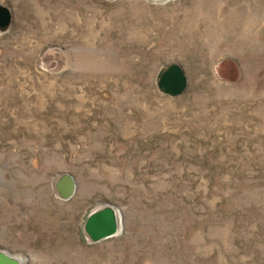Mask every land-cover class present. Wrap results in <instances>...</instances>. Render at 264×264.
Here are the masks:
<instances>
[{"label": "rangeland", "instance_id": "374dc122", "mask_svg": "<svg viewBox=\"0 0 264 264\" xmlns=\"http://www.w3.org/2000/svg\"><path fill=\"white\" fill-rule=\"evenodd\" d=\"M0 4V249L22 264H264V0ZM170 62L189 79L176 97L156 86ZM106 206L123 229L93 242L86 218Z\"/></svg>", "mask_w": 264, "mask_h": 264}, {"label": "water", "instance_id": "95a60500", "mask_svg": "<svg viewBox=\"0 0 264 264\" xmlns=\"http://www.w3.org/2000/svg\"><path fill=\"white\" fill-rule=\"evenodd\" d=\"M11 22V9L0 4V30L9 27ZM188 82V75L183 67L177 62H170L159 71L156 86L161 93L176 97L184 93ZM76 188L75 178L69 173H63L56 183L57 192L65 200L74 196ZM84 228L90 239L97 242L119 234L123 229L122 217L115 208L106 206L90 213ZM0 264H22V260L0 249Z\"/></svg>", "mask_w": 264, "mask_h": 264}]
</instances>
